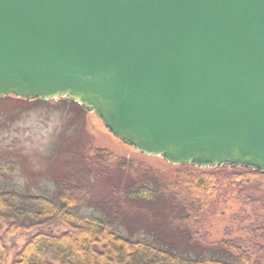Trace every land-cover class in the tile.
<instances>
[{"label": "water", "instance_id": "95a60500", "mask_svg": "<svg viewBox=\"0 0 264 264\" xmlns=\"http://www.w3.org/2000/svg\"><path fill=\"white\" fill-rule=\"evenodd\" d=\"M65 99L177 166L264 174V0H0V99Z\"/></svg>", "mask_w": 264, "mask_h": 264}, {"label": "trees", "instance_id": "16d2710c", "mask_svg": "<svg viewBox=\"0 0 264 264\" xmlns=\"http://www.w3.org/2000/svg\"><path fill=\"white\" fill-rule=\"evenodd\" d=\"M79 155L49 197L0 191V264H264V174L256 169L165 161L151 168L148 156L128 160L94 144ZM124 166L134 178L146 175L155 192L170 195L181 222L155 232L172 234L176 244L121 235L116 224L127 219L129 198L119 190L105 222L76 211L93 199V177ZM217 224L220 232L212 231Z\"/></svg>", "mask_w": 264, "mask_h": 264}, {"label": "rangeland", "instance_id": "374dc122", "mask_svg": "<svg viewBox=\"0 0 264 264\" xmlns=\"http://www.w3.org/2000/svg\"><path fill=\"white\" fill-rule=\"evenodd\" d=\"M69 102L57 99L39 103L15 96L0 100L1 192L49 197L55 192L60 175L77 167L80 150L91 144L105 146L128 160L145 162L146 155L115 138L95 114ZM147 160L146 166L151 168L164 162L156 157ZM145 179L143 173L134 178L126 166L93 177L90 184L94 197L76 211L90 220L105 222L112 216L111 203L117 198L114 192L119 190L121 197L129 198L128 217L116 224L121 235L155 240L161 237L176 244L168 230L163 235L155 232L159 227L168 229L177 226L178 220L181 222L169 201L170 195L155 192ZM220 230V224L212 229Z\"/></svg>", "mask_w": 264, "mask_h": 264}]
</instances>
